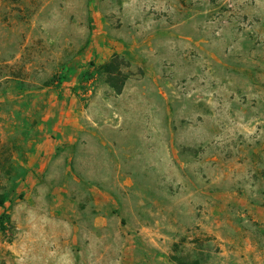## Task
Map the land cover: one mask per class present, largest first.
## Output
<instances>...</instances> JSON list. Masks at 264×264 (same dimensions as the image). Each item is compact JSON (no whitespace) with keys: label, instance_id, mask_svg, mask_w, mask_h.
Instances as JSON below:
<instances>
[{"label":"rangeland","instance_id":"1","mask_svg":"<svg viewBox=\"0 0 264 264\" xmlns=\"http://www.w3.org/2000/svg\"><path fill=\"white\" fill-rule=\"evenodd\" d=\"M2 197L0 264H264V0H0Z\"/></svg>","mask_w":264,"mask_h":264},{"label":"trees","instance_id":"2","mask_svg":"<svg viewBox=\"0 0 264 264\" xmlns=\"http://www.w3.org/2000/svg\"><path fill=\"white\" fill-rule=\"evenodd\" d=\"M117 59H118V55H115L110 62L102 64L100 66V69L102 72L104 71L108 75V81L111 83V85L114 88H116L117 91L121 92L123 89V85H122L123 83L117 84V83L113 82V80L119 79V76L117 73H119L120 70H119V68L115 67V61H117ZM92 65H93V63H92ZM89 72H90L89 70H86V73H89ZM4 205H5V198L2 197L0 199V207H3ZM10 220H11V216L7 212H3L0 215V229L3 232H5V230H6L5 224L7 222H9Z\"/></svg>","mask_w":264,"mask_h":264}]
</instances>
